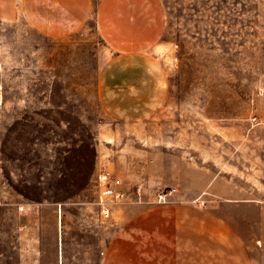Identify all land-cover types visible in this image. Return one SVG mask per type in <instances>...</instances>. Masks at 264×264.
Listing matches in <instances>:
<instances>
[{
    "label": "rangeland",
    "instance_id": "rangeland-1",
    "mask_svg": "<svg viewBox=\"0 0 264 264\" xmlns=\"http://www.w3.org/2000/svg\"><path fill=\"white\" fill-rule=\"evenodd\" d=\"M122 1L155 24L132 34L151 45L111 48L99 0L66 37L8 26L0 201L29 207L23 232L39 237L43 264H99L124 220L176 188L235 227L247 264H264V0ZM103 171L126 192L108 197V216Z\"/></svg>",
    "mask_w": 264,
    "mask_h": 264
},
{
    "label": "crops",
    "instance_id": "crops-1",
    "mask_svg": "<svg viewBox=\"0 0 264 264\" xmlns=\"http://www.w3.org/2000/svg\"><path fill=\"white\" fill-rule=\"evenodd\" d=\"M97 5L96 27L111 48L134 49L153 43L132 36L141 32L142 26L145 32L155 28L145 20L147 16H137L122 0H99ZM92 11L93 0H0V49L11 48L6 31L13 23L24 21L45 36L66 37L79 31L93 17ZM141 19L146 22L142 26ZM174 189L165 206L124 220L100 253L98 263L247 264L235 227L203 210L196 196L185 200L183 192L178 194ZM28 208L20 202L0 201V260L43 264L39 237L23 232L31 225ZM11 220L21 226V232H11ZM6 251L16 255H6Z\"/></svg>",
    "mask_w": 264,
    "mask_h": 264
},
{
    "label": "built area",
    "instance_id": "built-area-1",
    "mask_svg": "<svg viewBox=\"0 0 264 264\" xmlns=\"http://www.w3.org/2000/svg\"><path fill=\"white\" fill-rule=\"evenodd\" d=\"M99 187L102 188V196L100 197L99 204L102 206V211L106 216L109 214V204L108 197L120 200V198L126 195V192L122 191L123 186L122 181L117 178H112L111 174L107 171H103L98 178ZM175 189H170L167 192H163L158 196L159 203H166L168 199L175 193ZM114 201V202H115Z\"/></svg>",
    "mask_w": 264,
    "mask_h": 264
}]
</instances>
